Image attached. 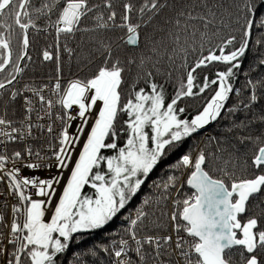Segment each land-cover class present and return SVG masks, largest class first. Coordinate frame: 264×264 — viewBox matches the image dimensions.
<instances>
[{
	"label": "snow or ice",
	"instance_id": "1",
	"mask_svg": "<svg viewBox=\"0 0 264 264\" xmlns=\"http://www.w3.org/2000/svg\"><path fill=\"white\" fill-rule=\"evenodd\" d=\"M0 264H264V0H0Z\"/></svg>",
	"mask_w": 264,
	"mask_h": 264
},
{
	"label": "trees",
	"instance_id": "2",
	"mask_svg": "<svg viewBox=\"0 0 264 264\" xmlns=\"http://www.w3.org/2000/svg\"><path fill=\"white\" fill-rule=\"evenodd\" d=\"M245 67H246V65H245ZM209 131H211L212 129L211 128H209L208 129ZM99 239V236H96V237H89V238H87V242H86V247H90L91 246V244L94 242V241H96V240H98Z\"/></svg>",
	"mask_w": 264,
	"mask_h": 264
}]
</instances>
